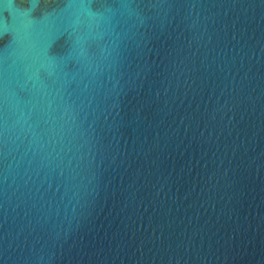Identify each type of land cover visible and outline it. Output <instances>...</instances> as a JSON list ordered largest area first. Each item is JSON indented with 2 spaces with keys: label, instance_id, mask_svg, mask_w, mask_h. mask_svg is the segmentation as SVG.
<instances>
[{
  "label": "water",
  "instance_id": "95a60500",
  "mask_svg": "<svg viewBox=\"0 0 264 264\" xmlns=\"http://www.w3.org/2000/svg\"><path fill=\"white\" fill-rule=\"evenodd\" d=\"M0 264H264V0H0Z\"/></svg>",
  "mask_w": 264,
  "mask_h": 264
}]
</instances>
